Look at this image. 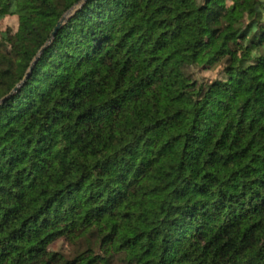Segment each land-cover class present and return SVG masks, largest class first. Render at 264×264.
Returning <instances> with one entry per match:
<instances>
[{
	"label": "trees",
	"instance_id": "16d2710c",
	"mask_svg": "<svg viewBox=\"0 0 264 264\" xmlns=\"http://www.w3.org/2000/svg\"><path fill=\"white\" fill-rule=\"evenodd\" d=\"M8 16L0 264H264V0H0Z\"/></svg>",
	"mask_w": 264,
	"mask_h": 264
},
{
	"label": "rangeland",
	"instance_id": "374dc122",
	"mask_svg": "<svg viewBox=\"0 0 264 264\" xmlns=\"http://www.w3.org/2000/svg\"><path fill=\"white\" fill-rule=\"evenodd\" d=\"M18 17L17 16H8L5 19L0 21V29L1 30H6V29H11L12 31H15L18 29ZM217 73V70H209V71H204L202 72V74L210 79L215 78ZM52 248L55 250H69L68 246L66 244V241L64 238H59L58 240H56L53 245Z\"/></svg>",
	"mask_w": 264,
	"mask_h": 264
},
{
	"label": "water",
	"instance_id": "95a60500",
	"mask_svg": "<svg viewBox=\"0 0 264 264\" xmlns=\"http://www.w3.org/2000/svg\"><path fill=\"white\" fill-rule=\"evenodd\" d=\"M70 13H71V11H69L68 13H66V14L61 18V20L58 22V24H57L55 30H54L53 33H52V38L56 35V33L58 32V30L62 27V25L64 24L65 20L67 19L68 15H69ZM37 58H38V57H37ZM37 58H36V60H37ZM36 60H35V61H36ZM35 61H34V63H35ZM34 63H33V64H34ZM32 67H33V65H32ZM18 87H19V86H17V87L15 88V90H17Z\"/></svg>",
	"mask_w": 264,
	"mask_h": 264
}]
</instances>
